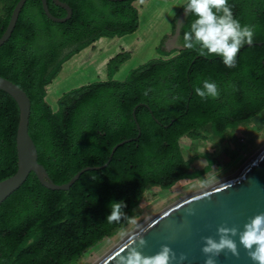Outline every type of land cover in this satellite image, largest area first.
<instances>
[{
	"label": "trees",
	"instance_id": "1",
	"mask_svg": "<svg viewBox=\"0 0 264 264\" xmlns=\"http://www.w3.org/2000/svg\"><path fill=\"white\" fill-rule=\"evenodd\" d=\"M0 1L5 7L1 37L18 0ZM60 1L72 9L64 22L49 19L41 0H26L10 37L0 45V76L30 100L28 132L38 162L54 183L64 184L82 168L104 164L117 143L137 137L135 120L140 134L118 146L106 167L84 171L67 190L48 189L29 173L0 203V264L74 262L123 228L148 188L170 189L210 169L214 160L207 158L203 169L190 171L182 137L224 140L264 111V0H228L234 18L253 31L252 44L240 49L234 67L215 54L201 55L194 45L162 52L161 58L115 80L113 73L128 56L122 52L109 61L107 79L62 93L53 111L46 87L63 63L99 38L131 34L139 24L133 0ZM47 5L53 16L66 15L52 0ZM195 18L191 13L184 17L181 46ZM204 80L216 83V98L195 94ZM18 115L15 100L0 90V181L17 168ZM120 200L126 204L121 220L109 224V204Z\"/></svg>",
	"mask_w": 264,
	"mask_h": 264
},
{
	"label": "water",
	"instance_id": "2",
	"mask_svg": "<svg viewBox=\"0 0 264 264\" xmlns=\"http://www.w3.org/2000/svg\"><path fill=\"white\" fill-rule=\"evenodd\" d=\"M25 1L18 0L15 4L8 24L0 37V45L10 37ZM52 1L62 7L66 15L53 16L48 9L47 0H41L43 11L49 19L64 22L71 17L72 9L68 4L60 0ZM185 16L186 13L183 10L181 24ZM179 30L180 24L176 29V35L179 34ZM257 44L260 45L261 42ZM182 47L180 45L179 49ZM0 90L10 95L19 109L15 137L17 168L13 175L0 181V203L19 188L31 172L44 187L51 190H67L84 171L106 167L118 146L136 139L140 134L139 124L133 116L138 130L137 137L125 139L114 145L104 164L84 167L68 182L56 184L38 162L37 149L28 132L29 97L14 82L1 76ZM260 212H264V140L228 173L183 196L125 233L94 264H122L121 257L126 255L131 247H135L145 256H151L164 244H167L174 254L170 264H205L207 255L211 254H205L202 251L204 237L218 240L217 228L220 226L238 229L237 235L231 238L236 243L239 254L233 255L227 249L222 250L213 257L215 264H255L248 255V250L239 242V230L243 229V225L249 218ZM141 238L145 241L143 245H140ZM129 240L133 241L132 245L129 244Z\"/></svg>",
	"mask_w": 264,
	"mask_h": 264
},
{
	"label": "rangeland",
	"instance_id": "3",
	"mask_svg": "<svg viewBox=\"0 0 264 264\" xmlns=\"http://www.w3.org/2000/svg\"><path fill=\"white\" fill-rule=\"evenodd\" d=\"M186 3L187 0H135L133 5L138 9L139 16L135 32L121 37H101L63 63L60 73L46 87V101L53 111H56V100L62 93L107 79L108 63L119 53L126 52L128 56L113 73L112 78L115 80H124L133 68L161 58L162 52L178 50L181 44L176 29L179 24L181 26L180 19L184 10L181 8ZM4 10V3L0 1V16ZM262 140L264 111L248 124L228 132L224 140L213 137L192 140L182 137L180 146L184 158L190 162V171L203 169L208 163L207 158L214 160L210 169L195 179L180 180L170 189L148 188L131 217L135 219V224L128 221L123 228L87 249L70 264H94L125 233L183 196L228 173Z\"/></svg>",
	"mask_w": 264,
	"mask_h": 264
},
{
	"label": "clouds",
	"instance_id": "4",
	"mask_svg": "<svg viewBox=\"0 0 264 264\" xmlns=\"http://www.w3.org/2000/svg\"><path fill=\"white\" fill-rule=\"evenodd\" d=\"M186 14L191 13L196 18L191 23L190 29L183 35V47L193 48L199 45L200 54L212 57L213 54L222 59L226 67H234L236 56L240 49L253 42V31L248 25H241L234 18L228 0H187L183 7ZM195 94L200 98H216L218 88L215 82L204 80L202 87L194 88ZM125 201H112L109 204L110 213L106 220L109 224L119 223L123 215L122 208ZM167 213H165L166 215ZM130 224H135L134 218H129ZM238 229L220 226L217 228L219 239L204 237L202 251L207 255L205 264H215L214 256L227 249L233 255H238L236 243L231 238L236 236ZM239 242L248 250V255L255 264H264V212L249 218L239 230ZM133 241L129 240L132 245ZM145 241L141 238L140 245ZM174 254L167 244L161 245L158 252L145 256L135 247L127 250L121 257L122 264H170Z\"/></svg>",
	"mask_w": 264,
	"mask_h": 264
},
{
	"label": "crops",
	"instance_id": "5",
	"mask_svg": "<svg viewBox=\"0 0 264 264\" xmlns=\"http://www.w3.org/2000/svg\"><path fill=\"white\" fill-rule=\"evenodd\" d=\"M183 2V1H182Z\"/></svg>",
	"mask_w": 264,
	"mask_h": 264
}]
</instances>
